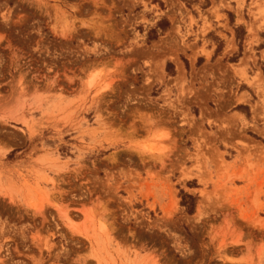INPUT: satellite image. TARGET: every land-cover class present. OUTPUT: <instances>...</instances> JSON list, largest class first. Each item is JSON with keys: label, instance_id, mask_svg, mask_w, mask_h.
Here are the masks:
<instances>
[{"label": "rangeland", "instance_id": "obj_1", "mask_svg": "<svg viewBox=\"0 0 264 264\" xmlns=\"http://www.w3.org/2000/svg\"><path fill=\"white\" fill-rule=\"evenodd\" d=\"M0 264H264V0H0Z\"/></svg>", "mask_w": 264, "mask_h": 264}, {"label": "bare ground", "instance_id": "obj_2", "mask_svg": "<svg viewBox=\"0 0 264 264\" xmlns=\"http://www.w3.org/2000/svg\"><path fill=\"white\" fill-rule=\"evenodd\" d=\"M56 7H58V6H56ZM54 8V7H52L53 9H52V13H51V15L49 16L50 17V20H51V22H52V24H53V27H55V28H58L59 30H61V31H66V32H70V30L74 27L73 25H75L74 23L76 22V21H80V22H86V21H90L92 24H94L95 25V27L98 25L99 27H100V22L98 21V16H97V19H96V21H95V19L94 18H96V16L95 15H99V13L97 12V10H94V11H96V12H93L94 14H92V15H86V14H82V13H80V11L79 12H77L76 10L75 11H72V12H67L66 10H64V9H62V8ZM73 7V6H72ZM75 12H77V13H75ZM100 16V15H99ZM101 18V17H100ZM94 20V21H93ZM95 60V59H94ZM98 61V60H97ZM95 62V61H94ZM92 63V62H91ZM96 63V62H95ZM92 80V79H91ZM91 82V81H90ZM146 112V111H145ZM143 113V112H142ZM148 114L146 115V116H144V118H140V119H142L140 122H141V128H142V131H141V134L139 133L140 131L138 130V128H137V126H134L133 124H132V121H131V124H130V122H129V124L132 126L133 125V127L131 128V126H129L131 129V134L134 136V135H142V132H147V131H149L150 130V128L152 127V126H155V125H157V124H164L165 123V121L163 122L162 121V119H160V117L158 118V116H156V115H154V114H152V113H156V112H147ZM144 114V113H143ZM146 114V113H145ZM111 116V115H110ZM143 116V115H142ZM102 117V116H101ZM112 117V116H111ZM140 117V116H139ZM103 118V117H102ZM108 118V117H107ZM113 120V119H112ZM137 120V119H136ZM112 123V122H111ZM162 124V125H163ZM139 125V124H138ZM166 126V125H165ZM164 126V127H165ZM162 127V126H161ZM125 129H127V127L125 128ZM154 129V128H153ZM157 129V128H156ZM153 131H155V130H153ZM126 132H128V131H126ZM145 133H143L144 135H145ZM147 134V133H146ZM131 135V136H132ZM138 135V136H139ZM143 137V136H142ZM168 141L169 142H175L172 138H168ZM164 153V152H163ZM163 153H158V157H159V159H160V157L162 158L163 156H162V154ZM164 155V154H163ZM166 156V155H165ZM164 158V157H163ZM159 161H162V159H160ZM101 202V201H100ZM99 203V202H98ZM101 206V205H100ZM105 206V205H104ZM102 207V206H101ZM101 211V210H100ZM102 212V211H101ZM105 214V213H104Z\"/></svg>", "mask_w": 264, "mask_h": 264}, {"label": "trees", "instance_id": "obj_3", "mask_svg": "<svg viewBox=\"0 0 264 264\" xmlns=\"http://www.w3.org/2000/svg\"><path fill=\"white\" fill-rule=\"evenodd\" d=\"M167 25L166 21L160 20L157 24L156 27H158L160 29V31H163L165 29ZM156 33L154 31V29H150L147 33V40L153 39L156 37ZM170 67V64H168ZM171 72V71H169ZM177 196L179 197V205L183 207L184 212L187 214H192L194 211V207H195V201H196V196L186 193L182 190H179L177 193Z\"/></svg>", "mask_w": 264, "mask_h": 264}]
</instances>
